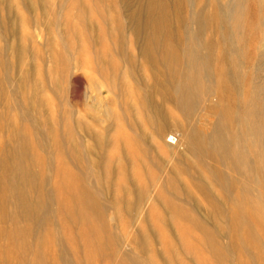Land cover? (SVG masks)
Here are the masks:
<instances>
[{"label": "rangeland", "instance_id": "rangeland-1", "mask_svg": "<svg viewBox=\"0 0 264 264\" xmlns=\"http://www.w3.org/2000/svg\"><path fill=\"white\" fill-rule=\"evenodd\" d=\"M147 1L0 0V264H32L39 255L36 264H66L65 259L72 264H128L121 261L125 252L139 257L141 264H264V224L260 222L264 215L248 206L238 209L236 190L233 200L226 201L221 187L208 175L207 165L224 167L227 175L234 173L230 167L212 156L198 158L184 145L177 148L184 156L177 163L174 152L153 146L159 160L175 171V181L170 182L135 145L139 131L151 133L139 100L143 86L153 82L151 59L141 51L148 30L179 44L182 51L193 45L195 61L202 63L198 71L204 70L200 79H206L210 87L222 84L215 86L220 100L211 101L193 121L206 133L221 121L227 128L235 127L226 110H237L239 116L264 128V68L260 65L253 72L247 60L244 24L227 26L225 35L214 28L218 27L214 19L201 24L204 27L198 23L206 33L200 29L194 14L206 0ZM212 7L208 6L209 12ZM161 14L163 28L158 29ZM135 23L140 28L137 33L132 31ZM173 23L179 24L177 28ZM255 61L262 63L264 58L257 55ZM98 95L109 109L98 106ZM153 98L169 117L190 123L173 104L157 94ZM17 156L28 163L36 159L24 164L35 180L28 183L25 178L18 187L11 185ZM204 183L227 211L225 219L203 194ZM87 184L100 189L105 199L119 204L126 198L134 205L138 200L140 205L134 210L117 205L97 218L98 213L82 208ZM23 197L38 204L39 211L27 212L19 203ZM255 202L264 203V197L252 198L251 205ZM188 212L209 222L212 230L217 227V239L230 250L217 257ZM241 213L252 228L243 226L236 233ZM100 222L106 223V234ZM254 236L260 240L257 244Z\"/></svg>", "mask_w": 264, "mask_h": 264}, {"label": "bare ground", "instance_id": "bare-ground-1", "mask_svg": "<svg viewBox=\"0 0 264 264\" xmlns=\"http://www.w3.org/2000/svg\"><path fill=\"white\" fill-rule=\"evenodd\" d=\"M167 1H169V0H167ZM181 1H184V0H181ZM202 3H204V2H202ZM162 5H163V3H162ZM211 5L212 6L214 5V9L212 7L213 11L209 12L208 6L210 8ZM201 6H202V8L198 12V14L197 15L194 14L195 19H197V17H198V19L195 20L196 24L199 23L200 25L201 24L204 25V23L208 22V20L214 19L213 21L218 26V27H216V25H215L214 28L215 29L218 28V30L220 29L223 34L225 33L226 30H229L227 26L231 25V27H233V28L234 27L241 28L242 24H244L243 26L245 27V30H246V53L245 54L247 55V60H249L252 63V67L254 68L253 72H255V69L259 68L260 65H261V67L264 68V61H262V63L255 61L257 55H260L264 58V0H211V1L206 0V2L203 5L201 4ZM158 9H159V7H158ZM198 9H200V8H198ZM162 14L158 18L159 21H157V22H159V23L156 24V26H155L158 29L163 28L162 20H163L164 15H162ZM158 15H159V12H158ZM182 16L180 14V17H182ZM178 19H179V17H178ZM199 19H200V22H197ZM196 24H195V26L198 27L199 24L198 25H196ZM210 24H212V23H210ZM170 25H172V24H170ZM173 25L176 26L177 24L175 25L173 23ZM190 25H192V24H190ZM200 25H199V27L202 26V25L201 26ZM177 26H176V28H177ZM187 26L185 28H187ZM213 26H214V23H213ZM151 27H153V26H151ZM165 27H167V26H165ZM190 27H194V26H190ZM202 27H204V26H202ZM202 27L200 28L201 30L203 29ZM119 28H122V26H120ZM207 28H209V27H207ZM158 29H157V31L159 32ZM138 30H140L139 24L135 23L134 26L132 27V31L137 33ZM192 30H194V29L192 28L191 31ZM153 31H149V30L147 31V37L145 38V40L143 41V43L141 45V51H142L143 55L145 57H149V59H151L150 65L152 66L153 82L149 86H143L142 90L139 93V100H140V103L142 105V110L144 111L147 119L149 120L148 124L150 125L149 126L150 129H148V130H151V133H150V131L148 133H150L151 137L149 136V134L147 132L145 133V130H144V133H141V131H139V129H136L139 132L137 133V139H136L137 144H135V145H137L138 147L141 146L140 149L142 150L143 155L145 157H149L152 160V164L154 163V166L158 167L157 168V170H159L158 172H160V170H161V174H164V179H166L168 181H170V180L172 181L175 179V171L172 170L171 167L169 169H167V164H166L165 160H163V159L159 160L157 155H155L153 153V149H152L153 146H154L155 150H158V151L159 150H162V151L168 150L170 152H174V158H175V161L177 163L181 162L182 161L181 159L184 157L182 152H177V148L179 146H183V145L186 146V151H189L192 155H195L198 158H201L205 155L215 157L220 162V165L225 164L228 167H230V169H232V171L234 172L231 175H227L225 170H222L224 167L222 169H215L214 168L215 166L210 167L207 164H205V165H207L208 175L212 174L211 177H212L213 181L217 185H219L221 187V189L223 190L225 200L226 201L227 200H229V201L233 200L232 195H233V192L236 190V196L239 200L238 201V207H237L238 209L241 210V209H244L248 206L249 208H252L255 212L256 211L261 212L262 215H264V203L255 202L253 205H251L252 198H256V199L261 198L262 199L264 197V138H261L262 137L261 135H263L262 132L264 133V128H262L259 125V123L253 121L252 118H251L252 119V121H251L250 118L249 119L247 117L243 118L244 115L242 117L239 116L237 110L236 111L226 110L225 113H228L229 116L231 115V123L235 124V127L227 128L226 125L223 124L221 121V122L217 123L216 125H214L215 128L213 129L212 132L206 133V132L200 131L199 128L197 129L196 125L193 124V121L194 120L197 121L200 118V113H202L203 111H205L207 109V107L209 106V103L211 101H217L218 102L220 100L218 93H217V90H216V87H215L219 83L216 84V82H215L214 84H216V85L214 86L215 87L214 88L213 86L210 87V86H208V84L205 83L206 79L204 81H202L200 79L201 75L203 76L202 72L204 70L199 69V71H198L197 67L202 68L201 67L202 63L200 61H198V62L195 61V57H196L195 52L196 51L194 48H192L193 45L191 46V48L189 47L188 49H185V50L183 49V51H182V49L179 48L178 43H177L178 44V46H177V45H175L174 42H171L172 41L171 39H170L171 41L163 40L164 37H163V39L161 38L162 34L159 33L161 35L160 36V35H157L156 32L153 33ZM173 31H175V30H173ZM176 31L179 32V30H176ZM186 31H187V29H186ZM202 31L205 32L206 30L205 31L202 30ZM211 31L214 32L215 30H211ZM211 31H209V32H211ZM216 32H217V30H216ZM180 33H181V31H180ZM219 34L220 33H218V35ZM212 35H214V34L212 33ZM224 35H223V37H224ZM186 36H187V34H186ZM226 36H228V35H226ZM205 37H207V36L205 35ZM208 37H210V36H208ZM212 38L214 39L213 36H212ZM227 39H229V38H227ZM173 40L175 41V39H173ZM182 40H183V37H182ZM218 40H220V39H218ZM188 41H190V39ZM200 41H198V42H200ZM224 41H222L223 43L221 45H224ZM203 43H204V41H203ZM213 44H215V43H213ZM218 44H219V42H217V45ZM230 44H231V42H230ZM238 44H239V41H238ZM242 45H244V44H242ZM239 46H240V44H239ZM204 47H206V46H204ZM213 47H215V46H213ZM209 48L210 47H208V49ZM198 49L199 48L197 47V50ZM204 49L205 48H203V50ZM220 49H222V48H220ZM241 49H243V48H241ZM197 52L199 53V51H197ZM238 52H240V51H238ZM206 53H208V52H206ZM218 53H221V52H218ZM223 54H224V52H223ZM238 54H237V56H239ZM243 56L245 57V55H243ZM210 58H208L209 61H210ZM260 59H261V57H260ZM213 60H215V59H213ZM241 60H243V59H241ZM235 61H236V59H235ZM243 62H245V61H243ZM208 65H209V63H208ZM242 65H243V63H242ZM202 66H204V65H202ZM263 68H261V70ZM201 70H203V71H201ZM207 72H209V71L207 70ZM247 72H248V70H247ZM244 74H245V72H244ZM244 74H243V76H244ZM249 74L251 77V72ZM261 74H262V72H261ZM218 75L219 74H217V76ZM254 76H255V74H254ZM209 77H208V79H209ZM213 77L211 75L210 78H213ZM244 77H246V76H244ZM229 78L227 79L228 81H229ZM217 79L219 80L220 77L218 76ZM211 80H213V79H211ZM261 80H263V79H261ZM236 81H238V80H236ZM212 82L213 81H210L211 84H213ZM229 82H228V84H229ZM250 82H251V80L249 81V84H250ZM262 85H264V84H262ZM218 86H222V84L221 85L219 84ZM223 86H225V85H223ZM247 86H249V85H247ZM262 89H263V87H262ZM226 90L228 91L227 88H226ZM253 93H255V92H253ZM154 94L159 95L164 102H167V103L169 102L170 104H173L174 107L177 108L178 111H180V114L182 113V115H184L186 117V120L190 123L187 124V122L182 121L183 119L180 120L178 118L169 117V115L162 108L163 107L162 104L158 103L153 98ZM259 94L261 95V93H259ZM250 95L251 94H249V96ZM98 97H99V95H98ZM251 97H254V96L252 95ZM248 98H247V100H248ZM99 99L100 100L98 101V106L105 107L106 109H109V106L104 104L100 97H99ZM239 100H241V99L239 98ZM243 100H245V99L243 98ZM250 101H251V99H250ZM250 101H248V102L250 103ZM260 102H262V100ZM250 105L251 104H249V106ZM237 106H240V105H237ZM245 107H243V108L245 109ZM247 108H248V105H247ZM239 109H241V107ZM255 109H257V108H255ZM138 110H139L138 112L141 114L140 115V117H141L143 111H140V108ZM129 111H130V109H129ZM241 111H242V109H241ZM253 111H254V109H253ZM243 112L246 113V110H244ZM133 113H137V111L133 112ZM239 113H241V112H239ZM135 115H137V114H135ZM138 117H139V115H138ZM217 120H219V119H217ZM135 122H138V119H137V121L135 120ZM139 122H140V120H139ZM142 122H140V124ZM225 123H226V120H225ZM137 125H139V124L137 123ZM141 125H139V126H141ZM143 125L144 126L146 125L145 122ZM237 125H239L241 128H239ZM144 126L142 128H144ZM134 127H136V126H134ZM142 128H141V130H142ZM134 130H135V128H134ZM173 131H176V132L173 133ZM172 134H175V136H173ZM148 136L151 139L150 142L148 140V138H149ZM138 147H137V150L139 149ZM35 160L36 159L33 158L32 163ZM150 162L151 161H149V164H150ZM32 163L31 162L28 163V162L24 161V159L19 157V156H17L14 159L13 167L11 168V170H12L11 171V174H12L11 185L18 187L21 184V181L25 178L28 180V183H31L33 180H35L33 175L31 174V172H29L31 170L30 169L26 170L24 168V164L30 165ZM92 164H94V163H92ZM148 174H149V172H148ZM190 174H192V173H190ZM89 175H90V173H89ZM150 176H151V174H150ZM192 176L195 177L194 175H192ZM195 180H196V178H195ZM197 181L199 182V180H197ZM200 183H202L201 180H200ZM100 184H102V183L100 182ZM162 188L164 189L166 187L163 186ZM201 188H202L203 194L205 196H207L208 199L210 200V204H211L213 210L216 211V214L218 216L222 217L223 219H225V217H227L226 216L227 211L222 207L221 202L217 201L213 197V195L210 193V189L207 186V184H205V183L202 184ZM201 188H200V190H201ZM103 190H104V188H103ZM106 191H107V189H106ZM83 193H84V195H83V198L81 201L82 208L98 213L99 215L97 214L98 215L97 218H99V216H101V213H106L108 210L116 208L115 206H117V205H120L121 208L125 207L128 210L129 209L134 210L137 206L139 207V205H140L138 200H137L136 204L134 205L133 203H129V201L126 200V198H124L121 202H119V204H118V202H116L115 199L114 200L105 199L101 195L100 189L95 190L91 184L84 185ZM249 202H250V204H249ZM19 203L29 213H36L40 209L39 205L32 202L31 200H29L28 197L21 198V200H19ZM234 205H236L235 201H234ZM243 213H241L242 215H240L239 217L237 216V227H235L236 233H238L240 231V229L243 228V226L244 227L249 226L252 228L251 222H247V220L246 221L243 220ZM188 215L191 218H193L194 224H196L197 227H199L201 229V232L207 237V239L209 241V245L211 247V251L215 255H217V257H222L223 253H227L226 249L230 250L229 247L223 246L220 243V241L217 239L219 232L214 231L215 229H217V227L214 230H212L209 222L205 221L204 219L198 218L197 215L194 214L193 212H191V213L188 212ZM40 221H41V218H40ZM226 221L227 220H225V222ZM260 222H262L264 224V217H263V219L260 220ZM100 224H101V230L106 234L107 233L106 223L100 222ZM249 227H246V228H249ZM253 238H254V242L256 244L260 241L259 238L256 236H254ZM64 252L66 253V251L63 249L62 253H64ZM40 260H41V255L36 256L32 260V262H33L32 264H36V263L40 262ZM64 261L66 264H72V262H70L68 259H65ZM121 261H122V263L127 262L128 264H141L140 258L133 256L132 253H129V252H125L122 255Z\"/></svg>", "mask_w": 264, "mask_h": 264}]
</instances>
